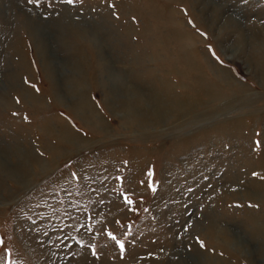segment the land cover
I'll use <instances>...</instances> for the list:
<instances>
[{
	"label": "rangeland",
	"instance_id": "374dc122",
	"mask_svg": "<svg viewBox=\"0 0 264 264\" xmlns=\"http://www.w3.org/2000/svg\"><path fill=\"white\" fill-rule=\"evenodd\" d=\"M254 30L264 0H0V264H264Z\"/></svg>",
	"mask_w": 264,
	"mask_h": 264
},
{
	"label": "bare ground",
	"instance_id": "6f19581e",
	"mask_svg": "<svg viewBox=\"0 0 264 264\" xmlns=\"http://www.w3.org/2000/svg\"><path fill=\"white\" fill-rule=\"evenodd\" d=\"M196 1V0H195ZM199 1V0H198ZM200 1H203V0H200ZM210 6H212L213 7V9H214V11H215V13L216 14H221V10H223V8L222 7H220L219 5H215L213 2H209L208 3ZM222 5V4H221ZM226 8V7H225ZM205 9V8H204ZM226 23L229 25V27H233V28H242L243 27V25L241 26V23H240V21H238L237 19H236V17H234V16H232V15H228L227 16V19H226ZM257 31V30H256ZM255 30L252 32V37H250V38H253V39H259V42L261 41V42H264V34H263V31H257L256 32ZM245 32V31H244ZM255 33V34H254ZM247 38H249V37H247ZM247 40H249V39H247ZM108 68V67H107ZM106 68V69H107ZM218 71V70H217ZM225 73V72H224ZM113 76V75H112ZM114 76H116V75H114ZM125 80H127V79H125ZM117 81V80H116ZM128 81V80H127ZM120 82V81H119ZM129 82V81H128ZM130 91H131V89H130ZM129 90L127 91V92H129V93H127L128 95V99H127V102H125V109H127L128 110V112H129V114L128 115H130V114H132V113H134L136 116H138L139 118H143V119H145L147 116L145 115V114H143V112H141L142 110H141V105L140 104H142V102H145L147 99H145L144 97H146V95H144V93H142V92H140L137 88H133V93L132 92H130ZM76 93V92H75ZM133 95H132V94ZM77 94V93H76ZM78 94H80L79 92H78ZM148 98V97H147ZM153 98L155 99V100H157V97H154L153 96ZM145 99V100H144ZM106 101V100H105ZM86 107L88 108H86V110L87 111H89L90 113H91V115H93L95 118H96V123L98 124V126H99V129H101V130H103V131H105V130H107V126L105 125V123H104V121H103V119L101 118V117H99V115H98V113L96 112V111H94V109L88 104V102L86 101ZM106 103V102H105ZM156 104H154V105H149L148 106V109H150L151 110V112H153L152 114H154V116H155V118H156V120L157 121H160V120H162L163 119V115L162 114H165L166 112L165 111H167V110H165L162 106L163 105H160V101H156L155 102ZM85 104V103H84ZM107 104V103H106ZM88 105V106H87ZM168 109V108H167ZM169 110V109H168ZM112 113V112H111ZM96 125V124H95Z\"/></svg>",
	"mask_w": 264,
	"mask_h": 264
},
{
	"label": "snow or ice",
	"instance_id": "6c2138e0",
	"mask_svg": "<svg viewBox=\"0 0 264 264\" xmlns=\"http://www.w3.org/2000/svg\"><path fill=\"white\" fill-rule=\"evenodd\" d=\"M30 2H31V0H30ZM66 2H67L68 4H72V3H73V0H66ZM125 199H126V202H127V203H129V204L132 203L131 200H128L127 198H125ZM109 235L111 236V238H112L113 240H116V237H115V236H112L111 233H109ZM116 242H117L118 244H120L121 251H123V249H124V245H123V243L120 242V241H118V240H117ZM0 243H2V242H0ZM201 247H203V245H201ZM9 255H10V254H9ZM7 264H13V262H12V260H11L10 258H9Z\"/></svg>",
	"mask_w": 264,
	"mask_h": 264
}]
</instances>
